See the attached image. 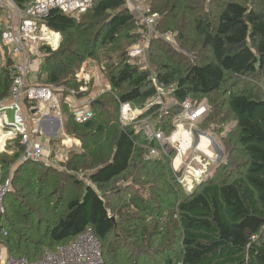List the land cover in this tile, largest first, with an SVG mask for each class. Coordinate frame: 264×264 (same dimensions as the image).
Wrapping results in <instances>:
<instances>
[{
	"label": "trees",
	"instance_id": "obj_1",
	"mask_svg": "<svg viewBox=\"0 0 264 264\" xmlns=\"http://www.w3.org/2000/svg\"><path fill=\"white\" fill-rule=\"evenodd\" d=\"M13 1L25 8L33 0ZM208 1L148 0L146 16L157 14V31L172 33L176 42L172 46L153 38L149 68L128 54L146 26L127 0H95L80 14L51 13L46 24L61 40L58 50L46 49L38 81L79 89L81 68L97 62L108 78L111 88L105 95L110 94L114 110L99 98L94 119L77 123L71 113L63 123L59 138L81 144L64 165L80 195L62 201L54 185L57 170L43 162L17 165L2 221L13 256L35 261L92 228L105 264H264V11L239 0ZM5 63L0 100L10 96L12 87L11 60ZM152 75L175 87L178 101L212 98V115L226 106L236 122L229 137L238 150L231 149L215 178L191 194L178 184L170 157L146 159V147L157 143L134 125L123 128L120 123L121 103L142 107L155 96ZM252 77L262 78L263 88L227 86L234 79L249 84ZM221 92L226 97L222 103ZM160 129L165 133V126ZM10 142L7 147L13 142L16 149L12 162H18L21 138ZM241 158L246 160L243 174L223 179V169L233 170ZM5 172L9 177L8 168Z\"/></svg>",
	"mask_w": 264,
	"mask_h": 264
},
{
	"label": "built area",
	"instance_id": "obj_2",
	"mask_svg": "<svg viewBox=\"0 0 264 264\" xmlns=\"http://www.w3.org/2000/svg\"><path fill=\"white\" fill-rule=\"evenodd\" d=\"M94 1L33 0L27 7L22 8L13 0H0V40L7 50L8 59L11 60L9 71L12 79L10 96L0 100V264H105L102 245L92 228H88L73 242L61 246L58 250H47L42 259L35 261L13 256L6 242L8 230L2 228L6 214V198L12 189V178L6 176L1 161V155L5 152L8 142L17 137L21 138L23 154L17 165L29 162L48 164L55 162L64 168L70 156L58 151L59 149L55 150L54 140L41 137L40 129L45 123L48 124L49 120H54V115L60 117L64 104L71 109L77 123H86L96 117L94 105L98 98L83 101L89 94L94 75L92 73L86 75L84 66L77 76L80 84L77 90L41 84L38 80L31 81V76H38L41 71L47 55L46 49L56 51L60 45V33L46 24L51 13L55 10L68 15L84 13L92 8ZM157 18L158 15L155 14L145 21L146 30L138 46L130 52L132 58L143 55L151 40L158 38ZM171 38L173 35L170 34L165 37L167 41ZM140 65L149 68L146 61ZM151 81L156 89L155 96L142 107H135L132 103H121L120 123L123 128L134 125L139 133H143L150 141L158 144L155 147H146L147 160L169 158V151L166 149H173L176 156L174 160L170 159L171 170L183 190L191 194L197 186L212 176L214 158L222 159L223 152L217 147L216 140L204 131L200 132V135L212 139L210 148L214 154L205 153L206 159L200 162L201 157L196 155L198 149L194 148V138L198 133L195 124L208 115L209 108L192 98L180 102L174 96L175 87L159 82L156 76L151 77ZM107 92H110V88L105 89L101 95ZM175 108L181 110L176 114L177 133L168 137L162 130L155 129L150 117L158 113L161 117L169 116V111ZM6 110L15 112L13 122L5 113ZM151 111H154L153 114H147ZM53 124L54 122L50 121L48 126L52 127ZM187 126L190 127L187 129ZM49 130L52 132V129ZM179 133L181 135L176 139L175 136ZM199 138L201 141V136ZM68 143L72 147L81 145L76 139L64 137L60 148L67 146ZM191 151V156H188Z\"/></svg>",
	"mask_w": 264,
	"mask_h": 264
},
{
	"label": "rangeland",
	"instance_id": "obj_3",
	"mask_svg": "<svg viewBox=\"0 0 264 264\" xmlns=\"http://www.w3.org/2000/svg\"><path fill=\"white\" fill-rule=\"evenodd\" d=\"M211 1L212 0H209L208 2H211ZM239 1H242L243 3H246L250 7H256L257 9H261V10L264 11V0H239ZM127 5L129 7V9L131 11H133L134 14L140 20H143L145 22L147 20V18L151 17V16H146V12H147L148 7H149L148 0H127ZM215 10H217V9L215 8ZM161 31H163V30L161 29ZM158 34H159L158 38L163 39L164 41H166L167 43H169L172 46H176L175 38H174V35L172 33H167V34L173 35V38H171L169 41H167L165 39V37L167 36V34L166 35H162L159 32H158ZM178 46L179 47L181 46L180 43H178ZM149 47H150V44H149ZM149 47H148L147 51L143 55H141V56L132 58L130 56V52L133 49H131L128 54H129V56H130L131 59H133V60H139V64L141 62L146 61V64L149 65V66H151L150 65V62H149ZM186 50H188V49H184L183 51H186ZM196 53L198 55H200L199 56L200 58H201V56H203L202 52H200V51H196ZM6 55H7V52L6 51L5 52H2L1 58L4 59L3 60L4 62H1L0 61V70L6 65L5 62H7V59H8V57H6ZM110 55L113 56L114 58L117 56V55H113V54H110ZM5 59H6V61H5ZM197 63H199V62H197ZM95 64L99 65V63H97V62H95ZM98 69H99V67H98ZM84 72L86 73V75L88 73H91V71H89L87 69V66H85V65H84ZM101 74L102 75H105L102 67L100 66V70H98L97 75L95 73L92 76L93 83H96L97 82V80L99 78V75H101ZM86 75H84V76H86ZM153 76L155 77V75H152L151 77H153ZM106 78H104V80ZM44 79L45 78H42V80H39L38 83H45V80ZM31 81H33V78H31ZM107 81H108V78H107ZM251 81H253V82H249V84H246V83H243L241 80L234 79V80H230L228 82L227 86L232 85L233 88H236L238 90L244 89L247 86H248V88L249 87H252V86H256V87L258 86L260 88H263L262 85H261L262 78H254V77H252L251 78ZM102 84H103V86H106V80ZM102 84H101V86H102ZM92 88L93 87H90V91H89L90 94H91V89ZM109 88H111L110 85L108 86V89ZM75 90H77V89H75ZM100 98L104 102H108L106 104L108 105V109L109 110H111V111L114 110L112 108L114 103H113L112 99H110V94H106V95L105 94H102V96ZM218 98H219V102H221L224 98H226L224 92H221L218 95ZM97 101L98 100H96V102ZM211 102H212V98L211 99L208 98V100H204L203 102H201L203 104H206L207 107L209 108V113H208L209 115H208V117L206 119L204 118L203 120H200V121H198L195 124V128L197 129L198 133L196 135V138H194V148L196 150L198 149L196 155L199 156V157H201L200 162H203V159H206V156H205L206 151L205 150H201L200 148H198L199 147V144H200L199 143V141H200L199 140L200 139L199 136L201 134L200 132H203L204 131L207 134H209L210 136H212L216 140L217 147L220 148L222 150L223 154H224V155L222 154V156H221L222 159L221 160H218V159L214 158L215 165L212 168V176L209 178V180H211L212 178H215V176L218 173L217 172L218 169L219 168H222V165L224 163L225 164L227 163L228 158H229V155L231 153V149H233V152L232 153H234L235 150L237 149L235 147L234 143H231V138L229 137L236 130V122L234 121L233 115L229 112V110L226 108V106L223 107V111H221V114H219V115L215 114L214 115V113H213V115H212L213 108H212ZM137 106L138 105L135 104V107H137ZM64 107H66V108H63V106H62V111H61L60 117H57V116L54 115V119H57V120H59V121L62 122L61 128H59L57 130V126L55 128V125L54 124H53L52 127L46 125V126H43L42 129H40L41 130L40 135L43 138H47V139L50 138V139L54 140V142H57V143L54 144V149L55 150H58L59 149L58 151H60V152H62L64 154L70 155V154H72L74 152H79L80 151V146L77 144L76 146L72 147V145H70V143H68L67 146H64V147L60 148L61 147V145H60L61 139H59V137H61L62 136V133H63V123L66 122V120L68 119V117L71 114V109L67 105H65V104H64ZM168 109L169 108L166 109L167 112H168ZM95 110H97L96 112L98 113V108H95ZM158 114L154 115L153 117H150L148 115L150 117L151 122H152L153 126L155 127V129L158 130L159 127L165 126L166 127L165 134L168 137L172 136V134L177 133L176 132L177 131L176 121L178 119L177 118V115L175 114L176 116L174 118H168L167 116L166 117L165 116L164 117H161ZM223 119H226L225 122H222ZM162 121L164 123H161ZM189 127L190 126H187V129ZM49 129H52V132H50ZM42 130H43V132L45 134L42 132ZM55 133H56V135H54ZM10 143H9L8 147L6 148L5 152L3 153V155H1V161H2V163L4 165V167H5V170H6V168H8V176L13 179L16 176L15 174H16V169H17V162H12V159L11 158H12V155H14V153L16 152V149H14V144L15 143L12 142L11 145H10ZM10 146H11V148H10ZM208 147L210 148L211 145H209ZM212 147H215V145H212ZM234 148H236V149H234ZM166 151H169L168 152L169 153V157L171 158V160H174L175 159V156H176L175 151L173 149L170 150L169 148H167ZM209 151H210L209 154H211V153L214 154V151H212V148H210ZM191 153H192V151L188 154V156H191ZM43 163H45L46 165L50 166V168H54L52 170H57V171H54V180H55L54 185L57 188L60 187V196L62 197V201H64V200L66 201L67 199H70L71 197H73L75 195V193H77L79 195L81 194L80 193V190H78L77 188H74L73 187V184L72 183H73L74 180H71V179H69V177H67V175L65 174V169L62 168L61 165H57V163H55V162H54V164H51V163L48 164L46 162H43ZM245 163H246V160L244 158L238 159L237 160V166H235L233 168V170L231 169L232 171L231 170L224 171V169H223V171H222V176L223 177L222 178L223 179L228 178V180H231V181L234 180V179H236V178H238L240 175L243 174V171L245 169ZM28 167H31V166H28ZM33 167L34 166H32L31 168H33ZM82 179L85 180L84 181L85 183H88L89 182V179H88L87 176H83ZM220 179H221V177H220ZM182 190H183V188H182ZM194 190H196V189H194ZM187 194H189V193H187ZM171 212L172 211L170 210L169 213H167V215L170 214ZM168 216H170V215H168ZM47 249H49V248H47ZM45 251H46V249L44 250V252ZM43 257H44V255H42L40 258H37V260H40Z\"/></svg>",
	"mask_w": 264,
	"mask_h": 264
},
{
	"label": "crops",
	"instance_id": "obj_4",
	"mask_svg": "<svg viewBox=\"0 0 264 264\" xmlns=\"http://www.w3.org/2000/svg\"><path fill=\"white\" fill-rule=\"evenodd\" d=\"M7 52V50H6V48H4L3 47V45L1 44V40H0V61L1 62H4L3 60V58H1V55H2V52ZM6 57H9L8 56V53H7V55H6ZM5 61H6V59H5ZM7 61H8V59H7ZM85 66H87V69L89 70V71H91V73L93 74L94 72L96 73V75H97V72H98V70H100V66L99 65H97V64H95V62L94 61H90V62H88L87 64H85ZM98 67H99V69H98ZM1 71V70H0ZM94 73V74H95ZM31 78H33V80H34V82H36L37 80H38V76L37 75H33V76H31ZM104 78H106V76L105 75H99V78H98V80H97V82L96 83H93L92 84V86L91 87H93L92 89H91V94H90V92H89V94L85 97V100H83L84 102L85 101H88V99H91V98H100L102 95H101V93L102 92H104L105 91V89H108V86H109V84H108V81H107V78L105 79L106 80V86H103V82H105V80H104ZM101 84H102V86H101ZM99 85V86H98ZM103 90H101V89ZM105 94V93H104ZM101 99V98H100ZM50 121H53L54 122V125H55V128H56V126L58 125L57 124V119H52V120H49L48 121V124H49V122ZM48 124H44V126H46V125H48ZM55 130V129H54ZM50 131V130H49ZM200 142V141H199Z\"/></svg>",
	"mask_w": 264,
	"mask_h": 264
},
{
	"label": "bare ground",
	"instance_id": "obj_5",
	"mask_svg": "<svg viewBox=\"0 0 264 264\" xmlns=\"http://www.w3.org/2000/svg\"><path fill=\"white\" fill-rule=\"evenodd\" d=\"M181 133L179 134H176L175 138L178 139L180 137ZM184 136H186L185 134H183ZM201 136V141L199 142V148L201 150H205L206 153L209 154V145L213 143L212 139L207 137V136H204V135H200Z\"/></svg>",
	"mask_w": 264,
	"mask_h": 264
},
{
	"label": "water",
	"instance_id": "obj_6",
	"mask_svg": "<svg viewBox=\"0 0 264 264\" xmlns=\"http://www.w3.org/2000/svg\"><path fill=\"white\" fill-rule=\"evenodd\" d=\"M180 112H181L180 109H178V108L176 109L175 108V109L170 110L169 111V114H172V113L173 114H178ZM5 113L8 114V116L10 118V121L13 122L14 121V114H15V112L14 111H11V110H6ZM57 124H58L57 125V130H58L59 128H61L62 122L58 120ZM56 133L54 135H56Z\"/></svg>",
	"mask_w": 264,
	"mask_h": 264
}]
</instances>
